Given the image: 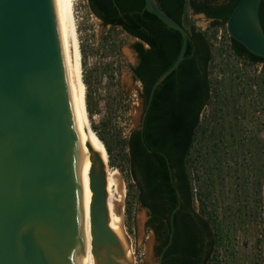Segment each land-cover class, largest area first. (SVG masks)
Returning a JSON list of instances; mask_svg holds the SVG:
<instances>
[{
  "label": "water",
  "instance_id": "obj_1",
  "mask_svg": "<svg viewBox=\"0 0 264 264\" xmlns=\"http://www.w3.org/2000/svg\"><path fill=\"white\" fill-rule=\"evenodd\" d=\"M144 1L148 13L183 37L178 60L152 87V100L185 60L189 35L157 0ZM261 2L241 0L226 28L231 39L264 59ZM143 103L137 130H143L147 114ZM79 169L80 131L65 0H0V264H80ZM90 188L98 264H134L109 225L106 167L99 155ZM172 241L173 234L157 264H163ZM127 242L132 246L129 236Z\"/></svg>",
  "mask_w": 264,
  "mask_h": 264
},
{
  "label": "trees",
  "instance_id": "obj_2",
  "mask_svg": "<svg viewBox=\"0 0 264 264\" xmlns=\"http://www.w3.org/2000/svg\"><path fill=\"white\" fill-rule=\"evenodd\" d=\"M157 1L170 18L187 30L189 41L185 60L156 89L152 100L150 95L154 83L179 58L182 34L148 13L144 0H88V4L105 27L119 28L138 40L134 49L139 54V64L131 71L135 79L143 84L142 98L147 114L143 130L131 133L128 147L131 177L136 183L140 205L149 212L148 228L156 237V255L159 257L168 243L171 215L179 209L174 215L176 234L165 258L180 255L172 259L173 264H199L203 248H199L198 244L204 243L205 238L210 239L209 248L211 241L217 246H224L233 230L250 219L255 209L264 211V149L244 127V122L252 119L248 117V112L245 114L249 107L252 114H258L256 112L260 110L264 115V76L250 79L247 89L240 92L237 91L239 86H235L232 97H214L210 73L212 45L206 33L194 24L186 26L189 8L195 14H204L212 21L214 29L225 27L241 0ZM260 18L264 30V0L260 6ZM230 44L238 60L251 65L264 64V59L253 55L231 38ZM254 88L259 90L260 97L251 100L252 97L246 95ZM212 105L216 108V124L222 127L219 128L222 134L220 140L224 141L225 133H229L230 143L224 146L227 149L222 147L224 142L212 146L200 145L196 149L203 114ZM87 108L92 118L95 112L89 102ZM95 133L111 155L109 145ZM195 162L199 163L197 181L206 186L200 187L199 193L195 192L190 169ZM230 162L233 166L228 167ZM228 177L239 182L243 192L239 188L232 191L231 196L240 200L223 210L219 204L227 201L218 188L223 189L221 184ZM257 197L259 200L256 203L248 200ZM210 198L216 203L212 207L206 202ZM209 259L210 250L204 264Z\"/></svg>",
  "mask_w": 264,
  "mask_h": 264
},
{
  "label": "rangeland",
  "instance_id": "obj_3",
  "mask_svg": "<svg viewBox=\"0 0 264 264\" xmlns=\"http://www.w3.org/2000/svg\"><path fill=\"white\" fill-rule=\"evenodd\" d=\"M74 12L82 54L83 79L85 85L87 84L86 101L95 112L92 118L89 117L91 127L95 128L93 131L101 135L109 145L111 155L108 154L107 168L111 172H119L127 191L124 224L125 232L132 240L133 263L157 264V241L154 233L148 228L149 212L138 201L139 193L131 177L128 147L129 137L139 128L144 112L143 87L135 80L131 71L137 63L134 45L138 40L119 28L105 27L91 12L88 0H74ZM192 24L206 33L212 45L213 62L210 73L214 84V97H232L235 86H239L237 91L240 92L247 89L250 79L257 80L264 76V64L251 65L234 57L226 26L214 29L211 20L201 14H195L188 8L186 26L190 27ZM246 97H252L253 100L254 97H260V92L254 88ZM251 110L250 107L249 110L246 109L245 114L248 112V117L252 119L250 122L246 120L244 127L256 137V141L261 143L264 149V115L260 110H257L258 114H252ZM215 116V105L207 107L202 117L203 125L198 134L196 149H199L200 145L212 146L222 142L226 143L222 144L223 149H227L224 146L229 145L230 134L225 133L224 141L220 140L222 134L219 128L222 127L216 124ZM227 165L233 166V163ZM198 168L197 162L190 168L196 193L200 192V187L206 188L203 183L199 184L197 181ZM232 177H228L225 183L221 184L223 189L220 186L218 188L223 191L224 200L227 201L219 204V208L223 210L234 205L237 199L240 200L231 196L234 193L232 191L239 188L243 192L239 187L240 183ZM262 195L264 200V193ZM248 200L256 203L259 198ZM206 202L209 207L216 204L211 198ZM196 208H199V201L196 202ZM235 231L237 234L232 235L235 239L233 248L240 257L242 256L247 264H264V211L255 209L251 218L237 226Z\"/></svg>",
  "mask_w": 264,
  "mask_h": 264
},
{
  "label": "bare ground",
  "instance_id": "obj_4",
  "mask_svg": "<svg viewBox=\"0 0 264 264\" xmlns=\"http://www.w3.org/2000/svg\"><path fill=\"white\" fill-rule=\"evenodd\" d=\"M65 5L69 19L75 96L80 131L79 198L81 214L79 231L80 255L78 254L79 263L98 264L95 257L96 247L94 246L91 232L93 193L90 188V173L94 167L96 155L101 157L106 167L107 210L110 228L121 241L127 260L133 263V250L131 245L127 242L128 236L125 232L124 224V205L127 197L126 187L123 186L119 172H111L107 168L109 163L108 152L105 145L97 137L91 127L86 101V85L83 79L81 47L74 12V0H65Z\"/></svg>",
  "mask_w": 264,
  "mask_h": 264
},
{
  "label": "flooded vegetation",
  "instance_id": "obj_5",
  "mask_svg": "<svg viewBox=\"0 0 264 264\" xmlns=\"http://www.w3.org/2000/svg\"><path fill=\"white\" fill-rule=\"evenodd\" d=\"M134 52L136 53V56H137V63L132 68H135L139 64V54L135 49H134ZM141 85L143 87L142 83H141ZM233 231H234L233 234L235 236L237 234V231H235V230H233ZM172 234H173V241H174V237L176 234V228L174 225V221H173V224L172 223L170 224V235H169L168 243H169V240H170V237ZM154 236H155V234H154ZM234 240H235L234 237L231 236L229 238V240H227L226 245H224V246H217V243L211 241L212 245L209 248L210 239L205 238L204 243L198 244L199 248H203L202 249L203 254L199 257V264L205 263L206 254L209 250H210V259L208 260V262L206 264H247L245 262V259L242 256L240 257V255L234 250V248H233L234 247L233 246ZM173 241H172V243H173ZM172 243H171V245H172ZM171 245H170V247H171ZM170 247L168 248L166 253L169 251ZM166 253H165V255H166ZM165 255H164V259H163L164 264H173V262H172L173 258L181 257L180 255H171V256H167L165 258Z\"/></svg>",
  "mask_w": 264,
  "mask_h": 264
}]
</instances>
